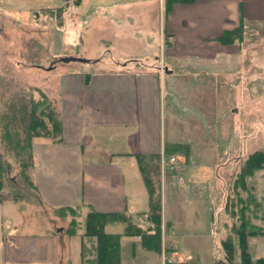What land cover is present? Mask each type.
I'll return each instance as SVG.
<instances>
[{
	"label": "rangeland",
	"instance_id": "obj_1",
	"mask_svg": "<svg viewBox=\"0 0 264 264\" xmlns=\"http://www.w3.org/2000/svg\"><path fill=\"white\" fill-rule=\"evenodd\" d=\"M58 1L0 0V139L3 135L2 127L4 128L2 114L14 111L30 98L38 100L40 91L46 97L48 106L58 115L62 125L65 126L67 121L75 127H71L68 136L65 132L63 134L62 139H65L64 143H66L64 147L68 148L69 143L78 138L79 130L75 125L81 121L84 123L85 119H88L87 114L80 112L73 103L74 95L79 92V84L82 82L67 75L71 73V70L77 68L86 72H95L97 69L113 68L114 63L128 60L131 64L133 61H138L146 66H152L158 64L161 57L157 39L160 25L158 12L155 14L152 11L144 17L143 11L134 12L125 9L115 16L110 13V9H107L105 14L107 13L108 17L103 23L105 33H100L98 30L85 33L86 21L81 15L79 0H69L65 3V7ZM78 27L79 29L76 30ZM115 28L117 32L112 33ZM123 28L124 31H121ZM143 36H147L148 40L145 41ZM245 40L264 41V35L258 32L257 27L249 26L248 30L242 31L240 42ZM161 45L163 46V43ZM127 54L133 55L132 58L126 56ZM134 55L139 56L135 58ZM61 58L82 61L98 58L104 61L92 64L78 60L65 62ZM188 67L189 72L184 73L190 74L187 75L189 80L184 76L172 77L169 78L170 82L164 83L166 88L164 96H161L162 114L160 116L162 118L160 134L162 140L166 142V148L179 141L185 144L187 152H177L181 155L179 157L182 163L174 166V169H169L167 164L165 168H162L164 166H161L159 162L157 168L155 164H148L150 168L148 173L152 179L158 180L161 215L168 221L179 222L175 225L169 224L173 229L167 226L166 242L174 247L175 252L168 254L170 263L167 264H193L194 262L219 264L220 258L223 257L221 239L223 235L232 232V224L239 222L236 217L238 209L247 206L245 216L247 215L252 224L264 228V169L255 171L250 177L244 173L247 157L255 152H264V81L243 82L251 85L248 90L252 95L250 99L253 105L248 104L242 107L232 104L233 101L235 103V99L229 96L233 90L231 86H228V81H222L218 86L211 76H204L205 80L202 81L194 80L196 79L194 74L205 72L209 75L215 67L194 63H190ZM213 88L216 93L222 88L221 99L211 96ZM88 92L99 93L112 100V93L115 92L113 81L90 82ZM238 101L243 102L244 98L240 96ZM233 105L237 109L231 107ZM213 115L216 121L214 124L212 123ZM180 118L181 121L189 118V128L178 123ZM10 126L12 128L13 124ZM4 150L5 147L1 144L0 157L10 162L11 168L7 176H0V195L8 193L11 197H20L22 198L20 200L38 203L34 192L29 191L28 181L21 175L22 168L15 161L18 157L14 153L9 156L4 153ZM170 153L169 155H172L174 152ZM59 154L62 155L58 163L61 165L60 175L63 176V180L64 169L68 166L69 160L64 153L59 152ZM39 159L41 161V158ZM23 160L26 163L28 161L24 154ZM40 161L36 159L37 168L45 172V177L47 175L48 178H54L56 173H48L47 168ZM99 167L100 165H88L81 168V173L70 169L71 172L66 177L73 187L77 186L76 193L78 188L79 191L86 190L85 185L88 180L94 186L100 182L93 170ZM27 169L28 167L25 174L30 176L32 170ZM174 170L176 173H170ZM134 172L137 173L138 170ZM86 174L88 176L84 179ZM242 180L246 183L245 190L239 186ZM210 188L211 191L216 189L214 193L217 197H212ZM197 192L200 200L196 196ZM248 194L253 195L256 207L247 202ZM130 195L128 193V202ZM86 198L89 199V196ZM63 199L65 198L61 195L59 200ZM46 201L42 207L38 206L39 209L33 206L31 211L33 215L29 218L33 224L41 222L42 224L38 227H42L45 233L50 235L49 229H53L55 224L50 222L51 204ZM60 202L63 203L60 204L61 206L65 205L64 202ZM92 203L93 206L100 204L97 198H94ZM226 204L228 210H232L236 216L232 217L228 210L225 211ZM4 207L3 203L1 213L5 210ZM146 209L145 203H139L137 209L128 204L124 214L130 216L135 224L142 225L146 217ZM93 210L104 211L99 207ZM85 211L87 210L77 211L79 214L76 218L78 223L75 227V236L64 232L71 226L69 224L71 216L68 212H63L65 216L67 215L66 220L63 218L56 220L58 222L56 225L61 228V232L52 230L54 235L56 234L54 264H65L64 262L68 261L70 264H79L78 253L81 252V244L85 248L83 253L86 255L83 260L93 258L90 246L94 241L79 237ZM218 224L224 227L222 235L217 232ZM148 226L150 223L146 225V228ZM123 229L124 224L121 222L105 226L107 233L123 234ZM122 241L121 254L124 263L131 260V249L135 246L137 255L134 262L141 259L140 264H149V259L145 261L142 256L144 252L150 250H146L141 241H133L134 246L126 238ZM248 241V252L252 262L258 258H264V236L252 238L253 243ZM238 253L239 250L236 251L237 256L235 255L233 264H240ZM84 264H87L86 261ZM158 264H161L160 258Z\"/></svg>",
	"mask_w": 264,
	"mask_h": 264
},
{
	"label": "crops",
	"instance_id": "obj_2",
	"mask_svg": "<svg viewBox=\"0 0 264 264\" xmlns=\"http://www.w3.org/2000/svg\"><path fill=\"white\" fill-rule=\"evenodd\" d=\"M79 7L86 21L85 33L94 30L105 33L103 23L108 17L107 13L105 14L107 9H110V13L115 16L125 9L134 12L143 11L144 17L152 11L155 14L158 12L160 25L157 39L161 57L158 64L152 66H146L133 60L131 64L128 60L114 63L113 68L97 69L95 72L74 68L71 73L67 74L78 82H82L79 84V92L74 95L73 103L80 112L87 114L88 119H85L84 123L81 121L75 125L79 130L78 138L69 143L68 148L64 147L65 139H62L60 143L43 138L33 140L30 178L39 204L0 196L1 207L3 203L5 204V210L2 213L0 211V264H54V236L56 234L54 235L52 230L61 232V228L57 226V221L61 220L56 213L59 208L72 209L77 216L81 213L80 209H86L87 213L95 207L104 210L99 212L124 213L128 204L137 209L139 203H145L148 209V194L139 172L137 157L157 155L160 158L161 155L171 154L169 152H174L172 155L181 156L178 155L179 152H187L185 144L179 141L166 148V142L162 140L160 134L162 123L160 116L162 114L161 96H164L166 88L164 83L170 82L169 78L172 77L184 76L187 79V75L190 74L185 75V73L189 72L187 68L189 69L190 63L209 64L215 67L209 75L205 72L194 74L196 75L194 80L202 81L205 80L204 76H211L218 86L222 81H228V86H231L233 90L229 96L235 99V103L233 101L232 104L242 107L248 104L253 105L250 99L252 95L248 90L251 85L244 83L264 81V41L245 40L231 44L219 41L224 31L238 29L245 31L249 26L257 27L258 32L264 35V0H196L191 3H173L169 7L166 0H79ZM78 29L79 27L76 30ZM121 31H124V28ZM115 32L117 28L112 31V33ZM143 38L145 41L148 40L147 36ZM107 43L109 44L110 41ZM253 49L257 50L252 51ZM126 56L132 58L133 55L127 54ZM134 56L136 58L139 55ZM103 61V59L96 58L82 62L98 64ZM111 81H113L115 91L112 93V100L99 93L90 94L88 92L90 82ZM184 84L187 83L184 82ZM221 89L218 93L214 88L210 89L211 96L221 99ZM176 90L178 92V88ZM240 96L244 98L243 102L238 101ZM215 122L214 120L212 123ZM178 123L189 128V118L186 121H181L180 118ZM71 127L74 125L67 121L65 126L62 125V137L64 132L66 136L70 134ZM58 151L64 153L69 160L68 166L64 169L65 178L63 180V176L60 175L61 165L58 163L62 155ZM37 158L39 161L41 158L40 163H43L48 173H56L54 178H48L47 175L45 177V172L37 168ZM96 162L99 164H95ZM92 164L100 165L99 168L93 169L100 182L94 186L88 180L85 185L86 190L79 191L78 188V193H76L77 186L73 187L66 175L70 174L71 170L81 173L82 167ZM136 169L137 173L134 172ZM87 176L88 174L84 179ZM215 191L214 189L211 191L210 188L209 192L213 198L217 197ZM128 193L131 194L129 202ZM61 195L65 199L59 200ZM87 196L89 199L86 198ZM196 196L200 200L198 192ZM93 197L97 198L99 206H93ZM45 200L51 204L52 211L49 215L52 219L50 222L55 224L54 227L52 225L53 229H49L50 235H47L42 227H38L42 224L41 222L33 224L29 218L33 215L31 212L33 206L39 209L38 206L42 207ZM60 201L65 205L61 206L60 204L63 203ZM63 219L66 220V218ZM172 223L175 225L179 222L168 221L161 215L162 238L169 248L168 253L175 252L174 247L166 242L163 227L164 224L170 226L169 224L173 225ZM147 224V220L144 219V224L136 225L145 228ZM25 225L27 226L24 227ZM218 226L217 232L222 235L224 227H220L219 224ZM121 237L131 241L132 246L135 244L133 241L138 240L136 237ZM121 237L120 247L122 248L124 238L121 239ZM252 238L248 239L249 243ZM80 253H78L79 264H82ZM131 254V260L126 263L123 262L121 254L120 264H140L141 259L134 262L137 255L135 246L132 247ZM143 254L142 258L145 261L149 259V264L159 263L158 253L148 251ZM64 263L70 264L69 261Z\"/></svg>",
	"mask_w": 264,
	"mask_h": 264
},
{
	"label": "trees",
	"instance_id": "obj_3",
	"mask_svg": "<svg viewBox=\"0 0 264 264\" xmlns=\"http://www.w3.org/2000/svg\"><path fill=\"white\" fill-rule=\"evenodd\" d=\"M196 0H166L168 7L173 3H191ZM166 9L168 10L169 8ZM242 31L240 29L236 31H224L219 41L224 44H231L235 41L240 42ZM2 121L4 123L3 135L1 136L0 143L5 147L4 153L10 156L14 153L18 165H20L21 175L28 181L29 191L32 190L34 185L30 176L25 174V170H31L32 168V142L35 138H43L54 143H60L62 141V123L53 111L48 106L46 97L39 91L38 100L33 98L28 99V102L21 103V105L14 109V111L5 112L2 114ZM15 123H18L17 125ZM10 124H13L14 129ZM20 129V131H18ZM0 144V145H1ZM170 153V152H169ZM23 154L28 161L23 160ZM30 163V164H29ZM137 163L139 172L141 174L142 181L148 194V209L146 211V217L144 218L152 226V230L148 231L147 228L138 226L131 221L130 216H126L123 212H99L90 210L86 213L82 221V232L80 237L87 240H93V245L90 246L92 259H84L85 253L84 246L81 244V260L82 263L86 261L87 264H120L121 260V247L120 237H134L140 236L142 246L146 250L153 251L155 253L161 252L162 246V231H161V208H160V188L158 180L152 179L148 170L150 169L148 164H155L156 168L159 165V156H139L137 157ZM11 164L5 159L0 157V176H7L10 171ZM27 169V170H28ZM154 169V168H153ZM246 176H252L253 173L258 170L264 169V152H255L247 157L244 164ZM158 176V171L156 177ZM155 184V185H154ZM239 186L246 189V183L242 180ZM242 189V190H243ZM247 202L252 203L253 207H256L255 199L253 195L248 194ZM4 197H11L8 193L4 194ZM13 199H22L20 197H12ZM248 205V204H247ZM246 207L238 209L237 216L228 210L227 204L225 205V211L228 210L231 216H236L239 222L231 225V231L228 235H223L221 239V250L223 251V257L219 264H233L236 251L239 256L240 264H264V258H258L254 262L251 259L247 240L251 237L264 236V228L252 224L245 216ZM258 208V206H257ZM65 208H59L56 210L57 215L61 218H65V212H68L71 216L69 224L70 228L67 229V234L75 236V227L77 226L74 210H66ZM64 212V213H63ZM231 212V213H230ZM124 224L123 234L119 233H107L105 226L111 223ZM167 224H164L163 235L167 231ZM164 244V240H163ZM165 251H168L166 244L163 245ZM84 249V250H83ZM90 250V249H89ZM88 253V251H87ZM88 255V254H87ZM237 256V255H236ZM91 257V256H90ZM225 257V258H224ZM84 261V262H83ZM218 264V263H217Z\"/></svg>",
	"mask_w": 264,
	"mask_h": 264
},
{
	"label": "built area",
	"instance_id": "obj_4",
	"mask_svg": "<svg viewBox=\"0 0 264 264\" xmlns=\"http://www.w3.org/2000/svg\"><path fill=\"white\" fill-rule=\"evenodd\" d=\"M61 2H63V3H65V2H67V1H69V0H60ZM176 160H175V158H173V157H171L170 159H169V163H174Z\"/></svg>",
	"mask_w": 264,
	"mask_h": 264
},
{
	"label": "water",
	"instance_id": "obj_5",
	"mask_svg": "<svg viewBox=\"0 0 264 264\" xmlns=\"http://www.w3.org/2000/svg\"><path fill=\"white\" fill-rule=\"evenodd\" d=\"M63 60L66 62V61L72 60V59L71 58H68V59L67 58H64Z\"/></svg>",
	"mask_w": 264,
	"mask_h": 264
}]
</instances>
